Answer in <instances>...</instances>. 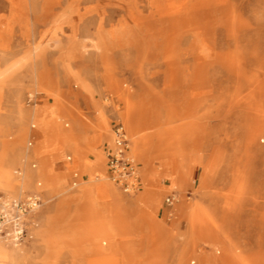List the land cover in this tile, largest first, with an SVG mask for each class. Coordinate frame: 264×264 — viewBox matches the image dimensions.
Segmentation results:
<instances>
[{
	"label": "rangeland",
	"instance_id": "rangeland-1",
	"mask_svg": "<svg viewBox=\"0 0 264 264\" xmlns=\"http://www.w3.org/2000/svg\"><path fill=\"white\" fill-rule=\"evenodd\" d=\"M104 116L136 192L94 164ZM0 217V264H264V0H0Z\"/></svg>",
	"mask_w": 264,
	"mask_h": 264
},
{
	"label": "built area",
	"instance_id": "built-area-1",
	"mask_svg": "<svg viewBox=\"0 0 264 264\" xmlns=\"http://www.w3.org/2000/svg\"><path fill=\"white\" fill-rule=\"evenodd\" d=\"M114 144L109 148L108 152V171L114 183L119 185L122 190L127 193H133L140 190V175L138 172L135 160L132 159L129 152V138L128 134L122 123L116 124L113 128ZM167 203L171 204V198H167ZM43 199L41 193H34L28 196L25 201L19 202L14 205L16 213L13 217L4 216L3 218H16L14 219V226L16 228L15 234L18 238H22L24 234L23 224L27 216L37 210ZM1 218V217H0ZM0 224V229H1Z\"/></svg>",
	"mask_w": 264,
	"mask_h": 264
},
{
	"label": "bare ground",
	"instance_id": "bare-ground-1",
	"mask_svg": "<svg viewBox=\"0 0 264 264\" xmlns=\"http://www.w3.org/2000/svg\"><path fill=\"white\" fill-rule=\"evenodd\" d=\"M35 117H37L39 119V122L41 124L43 133L45 135H47V136H50L51 138L56 139L55 138L56 137L55 133H54L53 128H52V124L48 121L46 115L43 113V109L42 108L38 107L35 110L34 118ZM123 119H124V122L129 127L130 132L132 133L133 136H135L138 133V131H139V130H137V127H139V125H143V122L145 121L144 116L143 115H138L137 113L132 112L131 111V107L127 108L126 112L123 113ZM101 120H102V124L104 125L105 130H103V131L100 130L101 132H99V134L96 135V140H98L100 144H102L103 140H108V141L110 140L111 141V139L114 136V133L111 134V128H109V117L108 116H104V117H102ZM146 129H147V127H144L142 130H146ZM145 139L147 140L146 137H145ZM113 140H114V138H113ZM76 154L79 155L78 152ZM128 154H129V152H128ZM133 154L139 159L143 157V143H142V141L137 140L136 138H135V145H134V148H133ZM167 161H166V165H170V162L173 163V161H174L176 163L177 160L175 161V159H172V160L170 159V160H167ZM106 169H107V166H106ZM83 170L88 175L89 169L87 167L83 166ZM107 172H108V170H107ZM90 182H91V179H90V176H89V181L87 183H90ZM76 185L77 184L74 183L73 186H76ZM149 190H150V188L147 187V191L144 192L137 201H139V200L141 201V199L144 198V197H146V200H148L151 197L154 198L155 194H151ZM96 191L100 195L103 196V191L101 189H97ZM109 205H110V202L106 201L105 206L109 207ZM100 228H99V226L96 225L94 239H97V237L99 236V233L101 232ZM0 238H3V237H0ZM93 245H94L95 249L99 250V245H97L96 243H93ZM15 248L16 247L14 246L10 252H13L15 250Z\"/></svg>",
	"mask_w": 264,
	"mask_h": 264
},
{
	"label": "crops",
	"instance_id": "crops-1",
	"mask_svg": "<svg viewBox=\"0 0 264 264\" xmlns=\"http://www.w3.org/2000/svg\"><path fill=\"white\" fill-rule=\"evenodd\" d=\"M98 112H101V110H98ZM101 113H103V112H101ZM99 119H100V117H99ZM109 127L111 128V131L113 132V129H112V127L110 126V123H109ZM94 134H95V133H94ZM94 134H93V135H84L83 137H86L87 140H88L89 142H93V141H94V138H95ZM113 138H114V136H113ZM113 138L111 139L110 144L107 143V145L105 146L104 151L101 150L100 148H98V150L101 151L102 154H99V157H97L96 160H95V162H94V164L97 165V167H98L99 169H101L102 171L106 172V174H108L107 169H106V158L108 157L109 148L113 147V144H114V140H113ZM112 143H113V144H112ZM99 146H100V145H99ZM70 159H71V158L68 157V160H70ZM83 182H85V181H83ZM170 182H171V179H170ZM112 183H113V182H112ZM40 184H41V183H40ZM141 184H142V183H141ZM41 185H42V184H41ZM41 185H38V186H41ZM170 185H171V184H170ZM38 193L43 194L44 191H41V190H40V192H38Z\"/></svg>",
	"mask_w": 264,
	"mask_h": 264
}]
</instances>
